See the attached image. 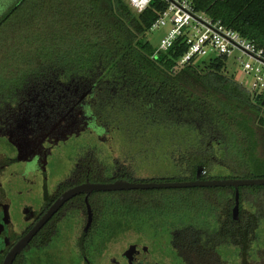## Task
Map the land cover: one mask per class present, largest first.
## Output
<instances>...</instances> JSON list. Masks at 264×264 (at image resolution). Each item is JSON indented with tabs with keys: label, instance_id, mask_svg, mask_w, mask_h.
I'll use <instances>...</instances> for the list:
<instances>
[{
	"label": "flooded vegetation",
	"instance_id": "af4514ba",
	"mask_svg": "<svg viewBox=\"0 0 264 264\" xmlns=\"http://www.w3.org/2000/svg\"><path fill=\"white\" fill-rule=\"evenodd\" d=\"M27 70L0 88V264L21 242L12 264H264V217L255 218L264 202L246 186L237 215L234 186L205 195L210 209L171 216L137 214L138 198L154 200L129 192L138 189L83 192L28 239L68 190L151 177L106 141L114 129L100 107L102 85L75 82L56 67Z\"/></svg>",
	"mask_w": 264,
	"mask_h": 264
},
{
	"label": "trees",
	"instance_id": "16d2710c",
	"mask_svg": "<svg viewBox=\"0 0 264 264\" xmlns=\"http://www.w3.org/2000/svg\"><path fill=\"white\" fill-rule=\"evenodd\" d=\"M194 2L198 10L222 20L264 48V0ZM165 7L163 0H152L139 13L127 0H17L0 16V64L7 60L0 65V88L7 82L20 81L17 75L28 73L27 69L56 67L75 82L102 85L100 107L113 116L106 117L112 127L129 126L128 130L140 129L144 134L155 127L175 135L187 132L182 141L170 147L177 174L143 181L194 180L200 165L206 171L204 179L264 177L263 173L244 177L212 174L216 164L227 168L237 163L255 170L251 156L261 145L264 148V135L258 132L264 131V105L229 73L228 57L196 56L178 67V60L188 49L183 40L166 51L147 40V32ZM10 27L18 39L15 50L6 40ZM217 189L208 186L129 192L141 197L152 195L153 209L163 206L171 216L178 210L212 208L205 195ZM244 189L264 202V185ZM138 199L136 208L144 209ZM262 217L264 207L255 215L257 224Z\"/></svg>",
	"mask_w": 264,
	"mask_h": 264
},
{
	"label": "built area",
	"instance_id": "2783aa9c",
	"mask_svg": "<svg viewBox=\"0 0 264 264\" xmlns=\"http://www.w3.org/2000/svg\"><path fill=\"white\" fill-rule=\"evenodd\" d=\"M137 12H143L152 0H127ZM165 9L161 12L151 30L169 27L161 40L159 50L166 51L176 41L183 40L188 49L178 60V67L194 57H233L242 71L254 81L248 88L254 97L264 99V48L243 36L238 30L227 26L220 19L198 10L194 0H163ZM243 85V82H241ZM263 105V104H262Z\"/></svg>",
	"mask_w": 264,
	"mask_h": 264
},
{
	"label": "rangeland",
	"instance_id": "374dc122",
	"mask_svg": "<svg viewBox=\"0 0 264 264\" xmlns=\"http://www.w3.org/2000/svg\"><path fill=\"white\" fill-rule=\"evenodd\" d=\"M16 1L17 0H0V16ZM9 23L10 22H8V24ZM12 31V27H10L6 34V40L9 46L15 50L17 45L15 41L18 39L13 36ZM168 31L169 27L150 30L147 32L146 39L149 40L153 45L159 47L161 40L167 35ZM26 46L27 44L25 43L24 50L27 49ZM30 50L33 51L32 49ZM23 53L24 52H22V55ZM6 62L7 60H2L0 65L3 66ZM228 66V71L234 76L235 80L240 83L243 82V85L247 88L251 87V84L254 81L253 77L246 75L242 71L241 67L235 63L233 57L229 59ZM128 128L129 126L126 128H118L113 126L112 129H114V133L111 131L107 136L105 135V137H107L106 141H108L109 145L113 146L115 155H120L121 157L127 156L128 158L132 156V161L135 163L134 165L136 166L137 170L142 175L147 177L169 176L177 174L178 170L170 158V147H173L172 145H174L173 143L175 141H182L183 138L188 135L187 132L182 131L178 132V135H175V132L173 131H167L159 127H155L151 129V131H146L148 133L145 132L146 134H144L143 131L140 132V129L128 130ZM258 132L264 135L263 130L258 129ZM251 159H253V161H251V165L252 168L255 169L254 171L251 169V167L237 163H232L231 166L227 168L221 164H216L213 168L212 174L219 177L230 175L244 177L251 176L252 174L256 175L258 173L264 174L263 145L256 149V152L253 153ZM251 159H249V161ZM257 165H260V168H258ZM160 203L165 205L162 199H160ZM162 207L158 208V213H162L161 215H166L169 210ZM134 208L137 214H142V216L147 212H149L148 215H156L155 210L150 204L148 206L143 204L144 209L138 210L136 207ZM161 217L166 218L164 216ZM62 262H66V259H62Z\"/></svg>",
	"mask_w": 264,
	"mask_h": 264
},
{
	"label": "water",
	"instance_id": "95a60500",
	"mask_svg": "<svg viewBox=\"0 0 264 264\" xmlns=\"http://www.w3.org/2000/svg\"><path fill=\"white\" fill-rule=\"evenodd\" d=\"M256 102L261 101L260 96L257 95ZM264 105V99L261 101ZM206 173L204 167L200 165L198 167L196 179L188 181H140L131 182L128 180H118L113 183H87L74 187L65 192L57 202L51 207L48 214L43 218L40 224L28 235V239L31 238L42 224L53 215L68 199L76 194L87 192L90 194L93 191H114V190H129V189H160V188H186V187H215V186H234L237 194V205L235 206V215L238 213L239 208V189L241 186H254L264 185V177H252V178H212L204 179L203 175ZM24 242H21L11 253L5 264H12V260L21 250V246Z\"/></svg>",
	"mask_w": 264,
	"mask_h": 264
}]
</instances>
